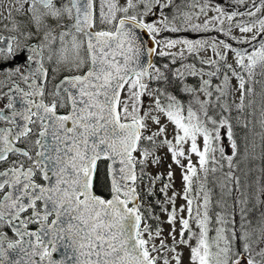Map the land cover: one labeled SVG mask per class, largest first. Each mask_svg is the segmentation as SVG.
I'll return each instance as SVG.
<instances>
[{
	"label": "snow or ice",
	"instance_id": "obj_1",
	"mask_svg": "<svg viewBox=\"0 0 264 264\" xmlns=\"http://www.w3.org/2000/svg\"><path fill=\"white\" fill-rule=\"evenodd\" d=\"M234 2L243 4L245 0ZM172 3L127 0L121 6L118 0H99L97 14V0H13L8 17L0 11V20L9 19L11 25H4L8 36L0 35L4 44L0 47V74L5 77L0 89L8 88L0 91V100L6 101L0 107V264H157L158 257L152 255L157 248L150 245L153 236L144 224L139 193L143 166L153 156L146 143L153 148L167 146L173 161L185 169L182 178L189 218H180V243H188L183 239L186 230L196 237L197 244L191 248L194 264H264V169L260 170L261 178L243 183L232 170L233 156L225 157L224 149L216 147L221 127L227 126L229 138L232 136L229 120L223 115L231 109L227 96L232 78L237 80L240 93L235 107L242 110L246 97L255 95L250 85L258 83L257 68L264 75V16L259 15L264 0L259 4L252 0L251 10L246 12L227 13L219 6L209 9L217 15L202 25L193 24L191 14H181L192 30H209L210 25L217 29L219 25V32L248 48L214 38L163 42L165 48L182 45L193 56L212 50L215 58L201 57L200 63L215 70L205 73L203 67L184 66L188 75L201 78L199 89H185L194 94L196 108L193 103L185 108L167 93L162 101L161 90H150L148 81L162 79L163 73L151 62H142V56L175 55L146 47L140 35L149 34L159 45L156 36L160 32L179 31L170 27L172 21L163 14ZM197 7V16L206 15L207 4ZM13 12L30 17L37 31H22L13 23ZM155 13H159L158 21L146 19ZM244 16L249 18L247 22ZM46 17L67 18V22L48 27ZM233 27L240 37L232 36ZM21 37H35L37 42L22 43ZM229 52L236 67L227 62ZM179 55L183 57V49ZM21 59L22 63L5 69L6 62ZM53 64L56 76L49 74ZM221 65L226 71H221ZM176 74L183 77L184 72L177 70ZM220 75L222 81L213 85L212 78ZM16 76L25 87L14 79ZM197 91L205 98L196 96ZM145 96L152 98L147 111L143 110ZM213 107L221 109L219 119L209 115ZM153 112L174 125L172 139L166 135L167 126L161 124L160 115ZM149 121L158 128L145 135ZM260 123L264 126V119ZM157 138H161L159 145ZM231 146L235 155L234 140ZM217 151L221 160H227L229 170L220 181L221 196L216 205L221 212L215 214L216 235L210 238L213 200L208 176L224 167L216 158ZM191 154L198 157L199 169ZM181 157L187 158V165L181 164ZM152 162L158 163L159 158ZM101 163L105 164L102 187ZM137 165L141 166L139 173ZM199 173H203L202 179ZM160 178H153L152 183ZM194 181L199 182L202 197L198 192L190 198ZM227 198L234 202L233 211L239 205V229L228 212ZM169 200L174 203L175 194ZM194 200L200 201L195 209ZM256 210L259 216L253 222L249 215ZM168 219L175 222V208ZM190 219H194L198 233L192 232ZM155 235L160 236L159 229ZM160 247H166L163 240ZM174 258L180 264L179 256ZM164 264L169 261L165 259Z\"/></svg>",
	"mask_w": 264,
	"mask_h": 264
},
{
	"label": "rangeland",
	"instance_id": "obj_2",
	"mask_svg": "<svg viewBox=\"0 0 264 264\" xmlns=\"http://www.w3.org/2000/svg\"><path fill=\"white\" fill-rule=\"evenodd\" d=\"M119 4L121 6H125L127 4V0H118ZM256 3L259 4L260 0H256ZM208 5V8L206 9V15L204 13H200L197 16V13L199 12V8L197 5ZM251 4L252 0H245V3L238 4L235 3L234 0H173V3L163 9V14L166 16L170 21H172V24L170 27H177L180 30L173 32L170 30L162 31L158 34V37L160 39V46L159 51L163 50L165 52L174 53L175 55H165L160 56L159 59H157L158 64L155 65V67L159 68L160 71L163 73V77H176L178 76L176 74L177 70H180L181 72H184L183 77L188 78L192 77L194 82H197L199 85H201V78L199 76H191L188 75L185 71L184 66L185 65H195L196 69L199 70L201 67L204 68L205 73L208 71L215 70L214 68H210L207 65H201L200 58H215L214 54L212 53V50L210 48L206 50H202L198 56L190 55L185 48H183L182 45H176L173 48H165L163 47V42L166 39H189V40H197V39H216V40H225L228 43H231L233 47H239V48H248L247 44H241L239 43V40H233L230 36H226L218 31L219 25H217V29H212L211 25L209 26V30H192L188 23L185 22L182 15L183 13H189L192 15V23L193 24H203V22L208 19L211 16L217 15L215 11L209 10L214 9L215 7L219 6L221 7L225 12L231 13L232 11H239V12H246L248 10H251ZM8 6V4L6 5ZM6 11V10H5ZM155 12V10H154ZM129 14H132L131 12ZM260 16H264V9L261 10L259 13ZM176 17V19L173 21V17ZM150 22H155L159 20V13H155L153 15H150L146 18ZM236 19H241L240 17H237ZM245 22L248 21V17L244 16L242 18ZM224 27H229V22L225 20ZM232 36L240 37L241 34L239 33L238 29L233 27L232 28ZM183 49L184 55L181 57L179 55L180 51ZM250 50V49H249ZM221 51L223 49L221 48ZM188 57H192V60L186 61ZM175 61V62H173ZM227 62L232 64L233 67H236L234 63V55L233 53L229 52L227 56ZM167 65V68L165 67ZM221 71H226V69L223 68V65H221ZM230 74V73H229ZM181 77V76H180ZM204 79H208L207 75L203 77ZM5 78L1 77L0 81H3ZM223 79V76H217L212 78L213 85L219 84ZM159 81L157 79H152L150 82H148L149 89L150 90H157V86L155 85L156 82ZM232 88L229 90V94L227 96V102L229 105H231V108L234 107L235 111L224 112L223 115L226 116L229 120V124L231 125L232 120L235 121L239 119L240 117V110H237L235 105L239 103V95L240 93L236 90L238 82L235 78H232L231 80ZM186 88H191L190 86H184L183 90ZM5 87L0 89L3 91ZM194 95V94H193ZM193 95L190 97H175L181 104L185 106V108L190 104L193 103ZM196 96H198L200 99H204L205 97L203 94L199 91L195 93ZM253 95H250L246 98L247 104L249 105L251 115V110H254L253 101L251 100V103H249L250 99ZM162 101H164L161 98ZM143 110L147 111L150 107H152V98L149 96L143 97ZM246 104V102H245ZM193 107L196 108L197 105L193 103ZM153 115H160L161 118V124H165L167 126V133L169 139H172V131L174 128V125L169 123L167 121V118L164 117L162 114L153 112ZM214 118V117H213ZM149 131L145 133V135L151 134V132H154L157 130L158 126L154 124L152 121H149ZM250 124V123H249ZM211 127V126H209ZM220 140L216 143L217 149L223 148L224 149V156H234L233 155V149H232V136L231 139L228 136V127L224 126L220 128ZM161 138H157V144L159 145ZM198 144L200 147H203V140L202 138L198 139ZM145 147H148L150 151L153 152V156L149 157V159L146 161V163L143 166V172H144V178L140 182V188L143 189V192L146 191L145 198H140V204L141 208H145L146 210L143 211L144 215V224H146L149 227V230L153 236V239L150 240V245L155 244L157 251L153 252L152 255L157 256V264H164V260L167 259L169 261V264H176V260L174 257L177 255L179 256L180 264H194V262L191 259V248L195 247L197 244V240L195 236H192L191 233H189L187 230L184 233L183 239L187 240L188 243H180L181 236V223L180 218H189L188 212H187V201L184 199V188H185V182L183 180V175L185 173V169L181 167V165L176 164L171 156V153L169 152L167 146H159L153 148L149 144H145ZM185 152L186 155L188 153V145H185ZM135 155L140 158L141 154L139 152L135 153ZM155 157L159 158L158 163H153V159ZM216 158L217 160H220L222 163L223 161H226V159L221 160L220 152H216ZM181 164L187 165L188 160L186 157H181ZM191 160L193 164L199 169L198 164V157L195 154H191ZM137 171H141V166L137 165ZM172 173V177L169 178L168 173ZM201 176V179L203 178V173H199ZM161 177L160 179H156L155 183H152V179L155 177ZM165 185H169V187L166 189L165 192H161V189L164 188ZM199 192V195L202 197L203 193L199 190V182L194 181L193 183V190L190 193V198L196 197L197 193ZM175 194V200L174 203L170 202L169 198H171ZM153 195V199L147 201L146 197ZM200 201L194 200L193 207L195 209V206ZM150 206L149 209L146 207ZM183 207V211H181V208ZM173 208L176 210V219L174 223L169 222V213L172 212ZM211 208V207H210ZM210 216L211 212H210ZM213 217V216H212ZM235 219V226H237V221ZM215 216L213 217V222L209 224V237H215V227L217 226L215 224ZM190 227L192 229V232L198 233L199 229L195 224L194 219H190ZM160 230V236H156V231ZM173 229L175 231L173 232ZM238 229V228H237ZM173 235L175 236V243L173 241ZM145 238H148V234L145 233ZM163 240L164 244L166 245L165 248L160 247V241ZM175 248V251H172V248Z\"/></svg>",
	"mask_w": 264,
	"mask_h": 264
},
{
	"label": "trees",
	"instance_id": "obj_3",
	"mask_svg": "<svg viewBox=\"0 0 264 264\" xmlns=\"http://www.w3.org/2000/svg\"><path fill=\"white\" fill-rule=\"evenodd\" d=\"M251 50V49H250ZM160 56H156L157 59ZM192 60V57H188L186 61ZM261 69L257 68L255 79L258 83L250 85L254 88L255 95L252 96L250 101H253L254 110H251V115L249 114L250 108L245 99V107L240 110V117L237 120L231 122V132L232 139L236 143V152L233 156V171L235 175L240 176L243 183L251 184L253 181L261 178V169H264V126L261 125V119L264 117L261 116V111L264 109V75H261ZM192 77H163L156 82L157 89L161 90V98L165 100L164 93H167L174 97H190L193 93H189L183 90L184 86H190L194 89H199L200 85L197 82L192 80ZM247 98V97H246ZM232 111H235V108H231ZM221 109L219 107H213L209 110V115L213 116L216 119H219L221 116ZM250 123V124H249ZM211 126V125H209ZM223 169L218 168L216 173H210L208 176L207 187L211 190L213 204L210 208L211 215L214 217L216 213L221 212V208L216 205V201L220 199L221 189L220 181L223 179L224 173L228 169L227 160L223 161ZM211 166V165H210ZM140 172V171H139ZM105 182V164H100L99 169V183L102 185ZM103 190V189H102ZM140 198L144 197L146 191L143 192V189L139 187ZM145 198V197H144ZM153 195L146 197V200H152ZM228 212L236 218L237 226L239 229L241 224V215L239 211V205L235 206V211H233V200L227 198ZM147 209L150 206L146 207ZM251 208V204L249 205ZM259 208V206H257ZM145 208H141L143 212ZM259 216V210H256L249 215V219L255 222L256 218Z\"/></svg>",
	"mask_w": 264,
	"mask_h": 264
},
{
	"label": "flooded vegetation",
	"instance_id": "obj_4",
	"mask_svg": "<svg viewBox=\"0 0 264 264\" xmlns=\"http://www.w3.org/2000/svg\"><path fill=\"white\" fill-rule=\"evenodd\" d=\"M12 2H13V0H0V11L3 12L4 17H8V11H9V8H10ZM7 4H8V6H6ZM26 7H27V5H25V8ZM98 13H99V0H97V14ZM12 15L14 17L13 23L19 24L21 26V30L22 31H26V30H29V29L33 33H35L37 31L35 25L31 22L30 17L24 15L23 13H17V12H13ZM66 22H67V18L58 20L55 17H46L45 20H44V23L48 27H53V26H55L57 24H64ZM5 24H9V26L11 27V25L9 23V19L0 20V35L8 36L9 32L4 29V25ZM12 34L15 35L16 33H12ZM21 41H22V43H28V44H35L37 42L35 37L33 39H31V40H24V38L21 37ZM3 46H4L3 41H0V47H3ZM20 63H22V59L21 60L9 61V62H6L4 64V67H5V69L13 68V67H15L16 65H18ZM154 63H155V65H157L156 59H155ZM54 68H55V64H53L50 67V69H49L50 76H56V73L54 72ZM63 74H67V73H63ZM1 77H4V75L0 74V78ZM60 78H62V74H61ZM14 79L18 83H20L21 87H25V85L20 81L19 76L14 77ZM50 86L51 85H49V87ZM7 91H8V88L5 87L3 92H7ZM4 103H6V101L0 100V107H2ZM9 235H11V233H9Z\"/></svg>",
	"mask_w": 264,
	"mask_h": 264
},
{
	"label": "water",
	"instance_id": "obj_5",
	"mask_svg": "<svg viewBox=\"0 0 264 264\" xmlns=\"http://www.w3.org/2000/svg\"><path fill=\"white\" fill-rule=\"evenodd\" d=\"M140 35H141V38H142V40H143V42H144L146 47L147 46H153V47H157V50H158V46L159 45H156L155 43L152 42L151 36L149 34H145V33L141 32ZM155 55L156 54H153L152 56H142V62L145 63V64L147 62H151L153 64Z\"/></svg>",
	"mask_w": 264,
	"mask_h": 264
}]
</instances>
